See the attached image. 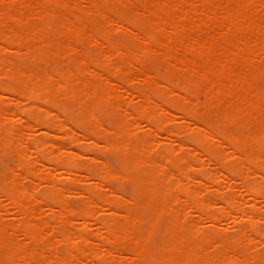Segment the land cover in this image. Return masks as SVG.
I'll use <instances>...</instances> for the list:
<instances>
[{"label": "bare ground", "instance_id": "6f19581e", "mask_svg": "<svg viewBox=\"0 0 264 264\" xmlns=\"http://www.w3.org/2000/svg\"><path fill=\"white\" fill-rule=\"evenodd\" d=\"M263 203L264 0H0V264H264Z\"/></svg>", "mask_w": 264, "mask_h": 264}, {"label": "rangeland", "instance_id": "374dc122", "mask_svg": "<svg viewBox=\"0 0 264 264\" xmlns=\"http://www.w3.org/2000/svg\"><path fill=\"white\" fill-rule=\"evenodd\" d=\"M104 121L105 122H107V118L105 117L104 118ZM184 139H186V137L184 138ZM88 145V146H87ZM86 147H90V145L89 144H86ZM103 148H92V157H94V158H96L97 160L99 159H101L100 161L101 162H105V163H107L108 165L110 164V166L112 167V168H116V169H118L119 167H118V165H117V160H116V158H115V156H114V154L113 153H111V152H109V151H107V150H105V149H103ZM111 159H110V158ZM113 158V159H112ZM113 160H116V161H113ZM116 165V166H115ZM29 184V183H28ZM70 184H72L71 182H70ZM122 184L124 185V186H122ZM110 185H111V188L112 189H114V190H117V191H120V192H122L123 194H125L126 196H134V193H133V187H132V184L130 183V182H124V183H121V182H117V181H114V182H111L110 183ZM126 185V186H125ZM128 185V186H127ZM130 186V187H129ZM126 187V188H125ZM129 191V192H128ZM73 197V198H72ZM72 198V199H71ZM82 201V198L80 199L79 197H77V196H70V203L72 204V205H78V204H80V202ZM264 204V203H263ZM2 208L0 207V210H1ZM263 209H264V207H263ZM147 214H149V211H147ZM1 216H2V214H0ZM51 214H49V216H50ZM99 215H102V214H99ZM10 217H11V215H9ZM9 216H7V217H9ZM51 217V216H50ZM231 232H234V230L232 231L231 230ZM162 237H163V232H161V233H159L158 234V237H157V239H156V241H157V243H160V241H161V239H162ZM161 238V239H160ZM96 261L99 263V264H105V262L103 261V260H101V259H96Z\"/></svg>", "mask_w": 264, "mask_h": 264}]
</instances>
